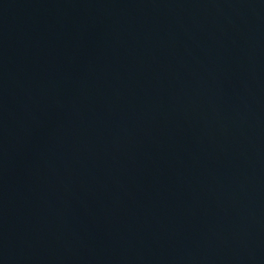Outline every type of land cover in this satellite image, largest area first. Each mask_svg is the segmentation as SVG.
Returning a JSON list of instances; mask_svg holds the SVG:
<instances>
[{
	"label": "water",
	"instance_id": "1",
	"mask_svg": "<svg viewBox=\"0 0 264 264\" xmlns=\"http://www.w3.org/2000/svg\"><path fill=\"white\" fill-rule=\"evenodd\" d=\"M0 264H264V0H0Z\"/></svg>",
	"mask_w": 264,
	"mask_h": 264
}]
</instances>
